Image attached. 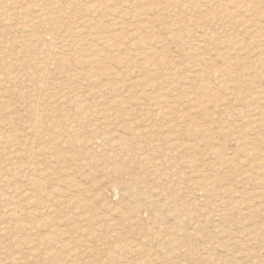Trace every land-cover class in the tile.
I'll list each match as a JSON object with an SVG mask.
<instances>
[{
    "label": "rangeland",
    "instance_id": "obj_1",
    "mask_svg": "<svg viewBox=\"0 0 264 264\" xmlns=\"http://www.w3.org/2000/svg\"><path fill=\"white\" fill-rule=\"evenodd\" d=\"M148 1L0 0V264H264V0Z\"/></svg>",
    "mask_w": 264,
    "mask_h": 264
},
{
    "label": "bare ground",
    "instance_id": "obj_2",
    "mask_svg": "<svg viewBox=\"0 0 264 264\" xmlns=\"http://www.w3.org/2000/svg\"><path fill=\"white\" fill-rule=\"evenodd\" d=\"M90 1V0H89ZM99 1H101V0H99ZM192 1V0H191ZM194 1V0H193ZM209 1H211L212 3L214 2V4L215 3H220V0H209ZM156 2V0H150V1H148V3H155ZM182 2V1H181ZM210 2V3H211ZM223 2V1H222ZM238 2V1H237ZM167 4L166 5H162V6H159V7H157L156 9L155 8H152V7H148V5H146V7H142L140 10H137V9H134V10H132V11H130L129 12V9H127L126 7H123V8H121V7H118L117 8V10H116V14L119 16V17H121V16H127V15H129V16H131L132 17V19L134 20V19H136V18H139L140 16H142V15H146V14H149L152 10H167L168 8L170 9V7L172 8V6L174 7V5L176 4V3H178V0H173V1H167L166 2ZM188 3V2H187ZM234 3V2H233ZM243 3V2H242ZM242 3H241V5H242ZM180 4V3H179ZM182 4V3H181ZM180 4V5H181ZM184 4V3H183ZM182 4V5H183ZM235 4H236V2H235ZM240 4V3H239ZM238 4V5H239ZM7 5H9L10 7L11 6H13L12 5V3L10 2V1H7ZM58 5H60V3L59 4H57L56 6H58ZM184 5H186V4H184ZM183 5V6H184ZM201 5V4H200ZM199 5V7L201 8V6ZM217 5V4H216ZM230 5V4H229ZM237 5V4H236ZM55 6V7H56ZM123 6H124V4H123ZM176 6V5H175ZM179 6V5H178ZM198 6V5H197ZM225 6V5H224ZM247 6V5H246ZM205 7V6H204ZM210 7V6H209ZM198 8V7H197ZM207 8V7H206ZM214 9H215V5H214V7H213ZM222 8V7H221ZM227 8V7H226ZM232 8H234L233 6H232ZM237 8V7H236ZM240 8V7H239ZM238 8V9H239ZM243 8V7H242ZM244 8H246V7H244ZM251 8V7H250ZM190 9V8H189ZM199 9V8H198ZM247 9H249V8H247ZM171 10V9H170ZM177 10V9H176ZM216 10V9H215ZM219 10V9H218ZM232 10V9H231ZM168 11V10H167ZM229 11V10H228ZM247 11V10H246ZM59 12H60V14L59 13H57L56 12V20L57 21H62V20H64V15H63V8H62V6H59ZM161 12V11H160ZM168 12H170V11H168ZM249 12V11H248ZM254 12V11H253ZM164 13V12H163ZM218 13H219V11H218ZM234 13V12H233ZM255 13V12H254ZM46 14H47V12L46 11H42V13H41V16H46ZM171 14V13H170ZM234 14H238V12L237 13H234ZM6 15H7V17H9L10 18V13L9 12H6ZM221 15V14H220ZM240 15V14H239ZM177 16H178V14H177ZM236 17V16H235ZM47 18V17H46ZM45 18V19H46ZM212 18V17H211ZM122 19V18H121ZM175 19V18H174ZM193 20H195V19H193ZM192 20V21H193ZM210 20V19H209ZM117 21H119L118 19H117ZM135 21V20H134ZM202 21V20H201ZM148 22V21H147ZM182 22V21H181ZM180 22V23H181ZM214 22V21H213ZM216 22V21H215ZM175 23V22H174ZM196 23V22H195ZM120 24V23H119ZM144 24V23H143ZM146 24V23H145ZM191 24V23H190ZM194 24V23H193ZM197 24V23H196ZM242 24V23H241ZM149 25H150V23H149ZM178 25V24H177ZM240 25V24H239ZM118 26V25H117ZM196 26V25H195ZM198 26H200V25H197V27ZM202 26V25H201ZM204 26V25H203ZM203 26L202 27H200V28H203ZM244 26V25H243ZM205 29H206V27H205ZM116 30V29H115ZM139 30V29H138ZM262 30V29H261ZM117 33L115 34V36L112 38V39H110V40H105L104 41V43L108 46V47H113V46H115L116 44H123L125 41H126V39L128 38V40L130 39L129 38V29L126 27V26H124V25H121V26H118L117 27ZM148 32H149V30H147ZM137 32V31H136ZM136 32H135V34H136ZM171 32H173V31H171ZM206 32H208V31H206ZM90 33H92V32H90ZM134 33V32H133ZM153 33V32H152ZM134 35V34H133ZM202 35H204V33L202 34ZM210 35V34H209ZM208 35V36H209ZM214 35V34H213ZM205 36V35H204ZM157 37V36H156ZM171 37H173V36H171ZM206 37V36H205ZM174 38L175 39H178V38H180V40H181V35H179V34H174ZM202 39H204L203 37H201ZM214 37H212V39H213ZM149 39V38H148ZM151 39V38H150ZM172 39V38H171ZM170 38H169V40H171ZM183 39V38H182ZM208 40L207 41H210L211 40V38H207ZM210 39V40H209ZM215 39H217V37L215 38ZM147 40V39H146ZM145 40V41H146ZM173 40V39H172ZM184 40V39H183ZM198 40V39H197ZM196 40V41H197ZM205 40V39H204ZM175 41V40H174ZM177 41V40H176ZM200 41V40H199ZM215 41V40H214ZM133 41H131V43H132ZM147 42V41H146ZM146 42H143V40H139V41H137V43L135 42H133L132 44H134L135 45V47H137V48H146L148 45H150L151 43H146ZM202 42V41H201ZM213 42V41H212ZM216 42V41H215ZM214 42V43H215ZM261 42V41H260ZM130 43V44H131ZM172 43H173V41H172ZM176 43V42H175ZM183 43L185 44V42L183 41ZM192 43V42H191ZM198 43V42H197ZM196 43V44H197ZM204 43H206V42H204ZM204 43H198L199 44V46L201 45L202 46V44H204ZM208 43V42H207ZM210 43V42H209ZM217 43H218V41H217ZM263 43V42H262ZM163 44V43H162ZM180 44V43H179ZM236 44V43H235ZM240 44V43H239ZM238 43L236 44V45H238V46H240ZM127 45V44H126ZM177 45V44H176ZM187 45L188 44H185V47H187ZM205 45V44H204ZM235 45V46H236ZM242 45V44H241ZM157 46V45H156ZM183 47H184V45H182ZM194 46V45H193ZM193 46H191V47H193ZM196 46V45H195ZM194 46V47H195ZM198 46V47H199ZM217 46V45H216ZM243 46H245V45H243ZM129 47V46H128ZM179 47H181V45L179 46ZM197 47V46H196ZM220 47V46H219ZM241 47V46H240ZM240 47H238V49L240 50ZM149 48V46L147 47V49ZM152 48V47H151ZM154 48V47H153ZM161 48V47H160ZM206 48V47H205ZM211 48H212V45H211ZM242 48V47H241ZM180 49V48H179ZM204 49V48H203ZM181 50H183V49H181ZM180 50V52H183V51H181ZM188 50V49H187ZM191 50V49H190ZM219 50V49H218ZM148 51V50H147ZM146 51V52H147ZM150 51V50H149ZM192 51H193V49H192ZM201 51V50H200ZM209 51V50H208ZM212 51V50H211ZM213 51H215V50H213ZM212 51V52H213ZM145 52V51H144ZM152 52V51H151ZM161 52V51H160ZM186 52V51H185ZM191 52V51H190ZM203 52V51H202ZM216 52H217V50H216ZM215 52V53H216ZM148 53V52H147ZM156 53V52H155ZM168 53V52H167ZM193 52H191V54H192ZM199 53V52H198ZM218 53V52H217ZM220 53V52H219ZM139 54H141V53H139ZM150 54V53H149ZM197 55H200V54H197ZM223 55V54H222ZM144 56H145V54H144ZM147 56V55H146ZM184 56H185V53H184ZM193 56V55H192ZM192 56H190V58H192ZM166 57V56H165ZM201 57V56H200ZM203 57V56H202ZM210 57V56H209ZM217 57V56H216ZM137 58H140V57H137ZM166 58H168V57H166ZM204 58V57H203ZM212 58V57H211ZM215 58V57H214ZM219 58H222L221 56L219 57ZM153 59V58H152ZM158 59V58H157ZM170 59V58H169ZM189 59V57L187 58V60ZM193 59H195V58H193ZM198 59H200V58H198ZM202 59V58H201ZM206 59V58H205ZM204 59V60H205ZM208 59V58H207ZM223 59H225V58H223ZM203 60V59H202ZM212 60V59H211ZM214 60V59H213ZM221 60V59H220ZM159 62V61H158ZM187 62H189V61H187ZM193 62V61H192ZM204 62V61H203ZM215 62V61H214ZM224 62V61H223ZM222 62V63H223ZM148 63H149V61H148ZM157 63V62H156ZM161 63V62H160ZM191 63V62H190ZM213 63V62H212ZM161 64H163V63H161ZM182 64V63H181ZM180 63H179V65H181ZM201 64V63H200ZM205 64V63H204ZM221 64V63H220ZM151 65V64H150ZM152 65H157V64H155V63H152ZM183 65V64H182ZM194 65V64H193ZM192 65V66H193ZM209 65V64H208ZM148 66H149V64H146V65H144V66H142V68H144L143 70H147V72H148ZM184 66V65H183ZM188 66H190V65H188ZM196 66V65H195ZM194 66V67H195ZM198 66V65H197ZM202 66H204V65H202ZM213 66H214V64H213ZM212 66V67H213ZM228 66V65H227ZM182 67V66H181ZM200 67V66H199ZM211 67V66H210ZM212 67H211V69H212ZM218 67V66H217ZM198 68V67H197ZM202 68V67H201ZM206 68V67H205ZM157 69V68H156ZM179 69H180V66H179ZM187 69H188V67H187ZM194 69V68H193ZM199 69V68H198ZM210 69V70H211ZM215 69V68H214ZM214 69H212V70H214ZM220 70H221V68H219ZM219 69H217V70H219ZM227 69V68H226ZM229 69V68H228ZM227 69V70H228ZM204 70V69H203ZM196 71V70H195ZM145 72V71H144ZM179 72V71H178ZM193 72H194V70H193ZM202 72V71H201ZM204 72V71H203ZM202 72V73H203ZM227 73L229 72V71H226ZM192 73V72H191ZM195 73V72H194ZM193 73V74H194ZM207 73V72H206ZM209 73V72H208ZM225 73V72H224ZM196 74L198 75V72H196ZM178 74H176V76H177ZM206 75H208V74H206ZM210 75H211V73H210ZM222 75V74H221ZM181 76V75H180ZM189 76H190V73H189ZM219 76V75H218ZM161 77V76H160ZM159 77V78H160ZM178 77V76H177ZM182 77V76H181ZM208 77V76H207ZM212 77V76H211ZM214 77V76H213ZM163 78V77H162ZM196 78V77H195ZM198 79V78H197ZM203 79V78H202ZM213 79V78H212ZM188 80V79H187ZM186 80V81H187ZM190 80V79H189ZM193 80H194V78H193ZM184 82H185V80H183ZM212 81V80H211ZM197 83V82H196ZM199 83V82H198ZM209 83H211V82H209ZM193 84H195V82L193 83ZM205 84H206V82H205ZM205 84H199V85H197L196 84V86H195V96L192 98V100L193 101H195V97H196V104L197 105H200V106H203V105H205V104H207V101L208 100H205V98L204 99H202V97L203 96H205L207 93H208V89H207V87L208 86H206ZM207 84H208V81H207ZM212 84H215V83H212ZM191 86V85H190ZM193 86V85H192ZM191 86V87H192ZM214 86V85H213ZM189 87V86H188ZM194 87V86H193ZM209 89H211V87L209 88ZM192 90V89H191ZM212 90V89H211ZM215 90H216V88H215ZM188 92H189V90H187ZM212 92H214V91H212ZM216 92V91H215ZM190 94V93H189ZM196 94H197V96H196ZM211 94V93H210ZM218 94V93H217ZM216 94V95H217ZM203 95V96H202ZM213 95V94H212ZM212 95H209V96H212ZM202 96V97H201ZM208 97V96H207ZM214 97V96H213ZM217 96H215V98H216ZM219 97V96H218ZM218 99H220V98H218ZM262 99V98H261ZM174 104V103H173ZM174 106H176V105H174ZM174 106L173 105H169V108L168 109H166V113L168 114V113H170V112H174L175 111V108H174ZM204 107V106H203ZM205 108H206V106H205ZM204 108V109H205ZM207 109V108H206ZM178 110V109H177ZM176 110V111H177ZM203 110V109H202ZM175 111V112H176ZM204 111V110H203ZM206 111V110H205ZM36 154H37V151L35 150V148L34 149H32L31 150V153H30V155H31V157L32 158H35V156H36ZM222 154V153H221ZM1 185V184H0ZM1 187V186H0ZM4 187V186H3ZM2 188V187H1ZM0 191H3L2 189L0 190Z\"/></svg>",
    "mask_w": 264,
    "mask_h": 264
}]
</instances>
